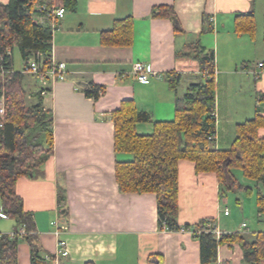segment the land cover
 Listing matches in <instances>:
<instances>
[{
    "label": "crops",
    "instance_id": "obj_1",
    "mask_svg": "<svg viewBox=\"0 0 264 264\" xmlns=\"http://www.w3.org/2000/svg\"><path fill=\"white\" fill-rule=\"evenodd\" d=\"M53 1L63 5L62 0ZM76 1V10H66L53 33L52 56L67 64V79L53 83L44 96V107L54 119V152L42 175L21 177L16 186L25 210L34 217L40 263L149 264L151 255L160 254L164 264H201L200 240L192 230L159 228L155 193L120 190L117 162L134 157L116 153L112 113L123 101L133 100L151 116L150 122L137 125V132L151 134L155 122L174 120L177 97L202 81L201 65L193 54L212 55L216 83L212 145L230 148L238 124L253 119L258 110L264 117V70L260 78L253 74L264 63V0ZM157 7L173 8L180 30L171 18L153 17ZM127 18L133 20V44L104 46L102 34ZM250 22L252 32L238 31L239 23ZM139 62L151 72L150 84L133 75V65ZM170 73L181 76L176 91L168 82ZM30 76L24 80L26 89L32 79L38 90ZM92 82L106 88L97 101L83 91ZM260 135L264 137V129ZM239 176L251 189L222 195L215 173L197 172L194 162L181 160L179 225L194 227L212 219L222 235L239 232L255 241L264 232V212L258 204V196L264 198V184ZM231 194L238 195L236 215L228 205ZM250 206L252 223L247 216ZM22 229L16 220L0 216L1 234ZM60 240L67 242L70 254L51 261ZM31 259V246L21 239L19 264H33ZM217 263L264 264V259L246 261L241 245L233 243L219 246Z\"/></svg>",
    "mask_w": 264,
    "mask_h": 264
},
{
    "label": "trees",
    "instance_id": "obj_2",
    "mask_svg": "<svg viewBox=\"0 0 264 264\" xmlns=\"http://www.w3.org/2000/svg\"><path fill=\"white\" fill-rule=\"evenodd\" d=\"M41 0H11L9 4L0 3V51L4 60H0V98L5 96L6 117L0 126V196L4 213L16 220L18 227L26 231L21 238H11L9 234L0 237V264H19V244L26 239L32 250V263L41 264L36 242L33 214L24 208V202L16 191L21 177L42 175L44 164L54 152V119L51 111L44 107V96L35 94L37 101L28 106L24 79L26 74L15 71L13 50L21 52L26 62L36 53H48L52 50L53 31L49 23L41 24L34 19L35 7ZM63 7L73 12L76 0H62ZM152 16L167 17L179 22L171 7H157ZM249 16L252 14L249 13ZM238 31H253V22L238 24ZM133 20H118L111 31L102 34L104 46H131L133 44ZM7 47L12 54H6ZM201 65V79L186 94L178 96L173 121L154 123L151 134L137 132V125L150 122L149 113L140 111L133 100L122 102L121 107L112 113L115 124L116 153H130L133 161L117 162L116 180L124 193H155L158 200L159 228L168 231L192 230L201 245V264L218 262L219 246L240 244L245 260L259 262L264 259V232L258 233L256 240L250 242L245 235L235 232L223 234L220 238L208 227L214 223L205 219L196 226L179 225V162L189 160L196 164L197 172H212L218 177L221 194L236 193L250 187L244 185L243 177L264 184V117L258 110L256 116L238 124L236 138L228 149H216L210 137L215 134L216 83L214 79L215 62L212 55L200 57L193 54ZM207 75H205V73ZM170 87L176 91L181 76L168 75ZM88 98L99 100L106 88L90 83L83 89ZM264 101V98L262 99ZM240 172V173H239ZM258 204L264 212V198L258 196ZM149 264H164V257L153 254ZM229 264V263H226Z\"/></svg>",
    "mask_w": 264,
    "mask_h": 264
},
{
    "label": "built area",
    "instance_id": "obj_3",
    "mask_svg": "<svg viewBox=\"0 0 264 264\" xmlns=\"http://www.w3.org/2000/svg\"><path fill=\"white\" fill-rule=\"evenodd\" d=\"M41 4L36 5L34 19L41 24L49 23L53 33L59 30V22L61 19L64 18L66 14V9L61 5H56L53 0H41ZM6 54L11 55L12 49L7 47L5 50ZM0 60H4L3 53L0 51ZM259 70L253 71V74L256 78H260L263 70H264V63H259L258 65ZM13 71L5 70L3 67L1 69L0 74L6 75ZM24 74L31 75L35 78L38 87L39 93L42 96H47L51 91V86L53 83L57 81H63L67 79V64L64 62L57 61L52 56V50L48 53L45 52H36L27 62L25 65L24 70L22 71ZM208 72L205 73L207 75ZM133 75L135 78L143 83V84H150L151 79L147 66L143 63H135L133 65ZM6 104H5V96L0 98V126H2V122L6 117ZM215 118V115L212 114ZM215 135L210 137L211 140H214ZM225 214L228 215L229 211L226 210ZM1 217H6L5 213H0ZM246 226V224H244ZM208 227L211 229L212 233L217 235L218 238L221 237V231L215 226L214 223H209ZM164 231H168L167 222H164ZM181 231H185L182 229ZM3 234L0 233V237ZM11 238H15L17 236L16 233L9 234ZM21 238L26 235V231L22 229L18 234ZM69 248L67 242L64 240H60L58 243V249L56 251V256L54 258H49L51 261H57L60 257H67L69 256ZM219 264V263H215Z\"/></svg>",
    "mask_w": 264,
    "mask_h": 264
},
{
    "label": "rangeland",
    "instance_id": "obj_4",
    "mask_svg": "<svg viewBox=\"0 0 264 264\" xmlns=\"http://www.w3.org/2000/svg\"><path fill=\"white\" fill-rule=\"evenodd\" d=\"M11 48V47H10ZM12 49V48H11ZM13 61H14V69L15 71H20L22 72L25 68V61L23 60L22 58V55H21V52L20 50L18 49V47H15L14 50H13ZM30 76V75H29ZM32 77V76H30ZM26 78V76H25ZM25 80V79H24ZM29 84V87L26 89V85L24 83V88H25V91H26V96H25V99H26V103L28 104V106L34 104L36 101H34L33 99L35 98V94H36V91L39 92V90H35V87H34V81L32 79H30L28 81ZM240 173V172H239ZM238 197V195L236 196L235 194H231L229 196V207L231 209V211L233 212L234 215H236L238 213V205L236 203V198ZM246 202H244L245 204ZM251 206L248 208V221L250 223H252V216H251Z\"/></svg>",
    "mask_w": 264,
    "mask_h": 264
}]
</instances>
